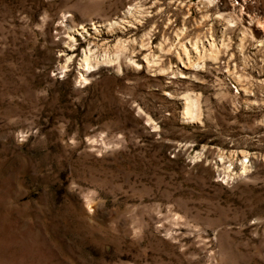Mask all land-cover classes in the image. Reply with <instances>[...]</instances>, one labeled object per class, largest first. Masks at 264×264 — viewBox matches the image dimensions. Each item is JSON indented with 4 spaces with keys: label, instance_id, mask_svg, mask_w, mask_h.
I'll return each instance as SVG.
<instances>
[{
    "label": "rangeland",
    "instance_id": "rangeland-1",
    "mask_svg": "<svg viewBox=\"0 0 264 264\" xmlns=\"http://www.w3.org/2000/svg\"><path fill=\"white\" fill-rule=\"evenodd\" d=\"M264 0H0V264H264Z\"/></svg>",
    "mask_w": 264,
    "mask_h": 264
},
{
    "label": "bare ground",
    "instance_id": "bare-ground-1",
    "mask_svg": "<svg viewBox=\"0 0 264 264\" xmlns=\"http://www.w3.org/2000/svg\"><path fill=\"white\" fill-rule=\"evenodd\" d=\"M258 27H260V28H262V30H264V25L263 24H261V22H260V24H259V26Z\"/></svg>",
    "mask_w": 264,
    "mask_h": 264
}]
</instances>
